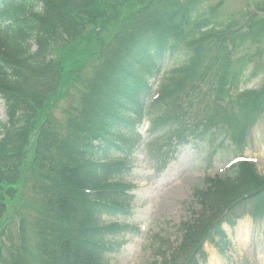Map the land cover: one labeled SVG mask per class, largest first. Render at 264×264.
<instances>
[{
  "label": "trees",
  "instance_id": "trees-1",
  "mask_svg": "<svg viewBox=\"0 0 264 264\" xmlns=\"http://www.w3.org/2000/svg\"><path fill=\"white\" fill-rule=\"evenodd\" d=\"M106 1L0 0V99L7 114L0 121V236L14 227L18 207L30 209L42 264H103L118 251L112 237L122 231L117 220L129 203L119 178L144 119L162 135L158 142L197 139L210 147L218 137L215 151L237 156L264 116V79L258 90L242 88L251 66L264 67V1L250 16L225 22H218V6L204 14L206 0ZM114 24L119 29L103 36ZM89 42L82 61L63 69L70 48ZM169 62L170 76L150 102L151 81ZM231 91L237 102L226 110ZM66 99L62 132L53 111ZM168 154L160 153V167ZM204 183V215L183 228L172 257L184 258L175 256L176 264H197L204 242L224 237L223 223L264 216V176L254 165L235 164ZM27 220L16 224L22 244ZM13 264H24L23 257Z\"/></svg>",
  "mask_w": 264,
  "mask_h": 264
},
{
  "label": "rangeland",
  "instance_id": "rangeland-1",
  "mask_svg": "<svg viewBox=\"0 0 264 264\" xmlns=\"http://www.w3.org/2000/svg\"><path fill=\"white\" fill-rule=\"evenodd\" d=\"M102 1L107 3L106 0ZM262 1L264 0H206L201 7L204 14H208L209 8L218 6V22H225L230 17H239L242 14L244 17L250 16L258 10L255 3ZM260 14V18L264 17V13ZM126 22L127 20L123 19L116 25L123 26ZM116 25L108 27L110 29L106 28L102 35L106 37L113 34L120 27ZM92 44L94 43L89 42L86 45L82 43L77 46L73 44L75 46L70 48L71 51L63 57L65 61L63 69L71 70L76 66L75 64L80 63L88 54ZM248 49V53L253 51L251 46H248ZM77 52L81 55L79 56ZM49 58L55 59L54 56ZM263 79L264 67L251 66L242 88L258 89ZM76 90L74 89L75 92ZM74 94L71 92L69 96ZM229 96L222 103L226 110L235 108L237 102V92L231 91ZM67 100H62L53 111V117L61 123L62 132L65 131L64 108ZM201 100L204 102L206 98ZM231 101H233L232 104ZM202 105L200 103V107ZM5 117L3 102L0 100V119L4 121ZM147 127L148 124L141 129L144 138L147 137L145 133ZM248 132L242 147L243 151L238 155L254 162L257 172L264 176V120ZM217 138H213L214 141L210 147L197 148L191 144L178 148L174 155L177 158L173 159L167 169L162 172H155L152 169V164L145 156L143 148L137 151L127 171L123 172L125 182L131 186L127 193L131 197L128 203V214L119 218L126 220L121 222L128 226V229L121 232L122 247L118 253L107 257L103 264H168L170 262L176 264L177 261H173L175 256L181 263L184 253H176L173 257L172 255L182 244L185 233L183 228L196 221L198 215H204L202 204L198 199L199 192L203 191L202 180L205 175L221 174L233 158L232 154L225 151L224 153L216 151L218 154H213L215 148H220L218 144L221 139ZM28 197L36 205V198H32L30 193ZM207 201V198L203 200V204ZM24 208L18 207L14 227H11V231L4 237L0 236V244L3 247L0 264H11V262L13 264V259L18 258L19 255L20 258L23 257L24 264H42L37 256L36 227L33 222L29 223L27 220L28 216L33 217V212ZM22 217L27 220L23 231L24 244L19 241L16 228V224L19 219L22 220ZM225 232L227 238L225 243L221 244L223 251H220L221 246L218 247L206 241L203 246V251L207 254L205 264H264V220L254 222L249 215H246L238 221L234 230L225 228ZM20 249L21 253H19ZM203 258L204 254L200 259L198 258L197 264H201Z\"/></svg>",
  "mask_w": 264,
  "mask_h": 264
}]
</instances>
